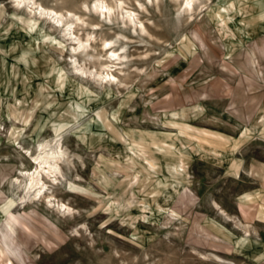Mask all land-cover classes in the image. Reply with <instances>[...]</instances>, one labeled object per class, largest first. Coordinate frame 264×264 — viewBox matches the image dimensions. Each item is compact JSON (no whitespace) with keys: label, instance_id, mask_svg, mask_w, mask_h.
I'll use <instances>...</instances> for the list:
<instances>
[{"label":"rangeland","instance_id":"374dc122","mask_svg":"<svg viewBox=\"0 0 264 264\" xmlns=\"http://www.w3.org/2000/svg\"><path fill=\"white\" fill-rule=\"evenodd\" d=\"M35 1L60 24L0 0V264H264V0ZM53 139L55 204L20 199Z\"/></svg>","mask_w":264,"mask_h":264},{"label":"bare ground","instance_id":"6f19581e","mask_svg":"<svg viewBox=\"0 0 264 264\" xmlns=\"http://www.w3.org/2000/svg\"><path fill=\"white\" fill-rule=\"evenodd\" d=\"M13 1L15 3L14 5L16 6V8L18 9L25 8L26 11L29 12V14L33 15L36 18L47 19V20L49 19L50 22H53L54 24L62 21V19L60 18L61 14L57 10L53 8L44 7L41 3L35 0H13ZM193 1L194 0H183L182 6L185 7L186 12L190 13L191 11L195 9L193 5ZM92 5L96 11H100V15H105V17H107L110 13H112V11H114L115 7H120L122 5V0H116L114 4H111V3L109 4L105 0H95ZM124 13H126L124 14V16L126 15L128 16L129 21L133 22L134 24L138 22L141 24L140 20H136L134 18L133 16L134 14L131 10H125ZM120 15L122 14L120 13ZM78 19L80 20L81 17H79ZM72 25H73L72 20H67L64 23V27H65L64 31L69 30ZM71 34L72 33H70V35ZM111 40H107V39L104 40V43H103V45L105 46L104 48H107V46H112L111 44L113 40L112 41ZM75 41L77 43V46H74L73 48L74 52L84 53L86 50L85 40L76 36L74 38V42ZM106 52H107L106 54L108 55L107 61H105L102 64L106 72L103 71V72H98V73L96 72V73L100 76V78H102V82H103V79H106L108 83H111V80H108L111 76H113V73L111 72V66L112 64L114 65L115 63H117V61H119L120 59L125 58V55L122 56L121 54L118 53L117 48L114 49L112 47L108 48ZM76 69L77 71L79 70V71L85 72L80 67L75 66V70ZM61 141L60 140L56 141L55 139H53L52 141H48V140L41 141L36 154H31L32 163L35 165V169L34 170L33 169H20V176L22 175L26 179L25 187L23 190L24 195L21 196L20 199L22 200L28 199L27 202H31L34 199L39 200V201L43 199L44 200L47 199V201L50 203V206L55 204L54 200L52 199L54 195L48 194L47 192H45V190L49 188L47 182L48 181L57 182L59 180L58 175L62 173L61 161L64 158H66L65 157L66 151L61 145L60 143ZM46 179H48V181ZM56 206H58V211L62 214V216L64 217L72 216V209L70 206L66 205L65 203H58L56 204ZM12 209L13 208L9 209L8 212ZM12 231H13V225L8 224L6 229L4 230V233L7 237L8 236L11 237ZM248 232L250 231L248 230ZM214 257L215 259H217V261L221 262L223 260L218 255L214 254Z\"/></svg>","mask_w":264,"mask_h":264}]
</instances>
